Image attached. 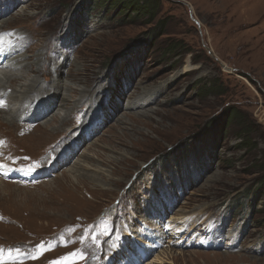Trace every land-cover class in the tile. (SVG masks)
Segmentation results:
<instances>
[{
    "label": "rangeland",
    "instance_id": "obj_1",
    "mask_svg": "<svg viewBox=\"0 0 264 264\" xmlns=\"http://www.w3.org/2000/svg\"><path fill=\"white\" fill-rule=\"evenodd\" d=\"M158 1L149 22L105 0H0L23 55L0 70V163L67 149L40 182L0 178V248H54L24 264H99L115 233L119 254L168 243L141 264H264V0Z\"/></svg>",
    "mask_w": 264,
    "mask_h": 264
},
{
    "label": "trees",
    "instance_id": "obj_2",
    "mask_svg": "<svg viewBox=\"0 0 264 264\" xmlns=\"http://www.w3.org/2000/svg\"><path fill=\"white\" fill-rule=\"evenodd\" d=\"M118 3L119 6H122V9L125 10V12L131 14V13H137V15H141V12H139L138 8H141L143 10V13L146 15L147 21H153L155 19V13L157 12L158 8H159V1L158 0H105V5L106 4H110V3ZM128 14V15H129ZM161 28V27H160ZM157 35H162L161 34H157ZM154 36V35H153ZM155 37V36H154ZM158 37V36H157ZM156 38V37H155ZM155 38H152L150 41V44H153V40ZM169 47H171L169 45ZM167 48V49H171V48ZM176 49V46H172V49ZM168 52H170L168 50ZM231 112H233V110H231L229 113L231 114ZM229 114V116H230ZM173 155V153H172ZM262 165L264 166V160L262 162Z\"/></svg>",
    "mask_w": 264,
    "mask_h": 264
},
{
    "label": "bare ground",
    "instance_id": "obj_3",
    "mask_svg": "<svg viewBox=\"0 0 264 264\" xmlns=\"http://www.w3.org/2000/svg\"><path fill=\"white\" fill-rule=\"evenodd\" d=\"M14 53H15V51H13V53H12V60H13V64L12 65H14V61H15V63L16 64H22V62H23V58H21L23 55L22 54H20V55H14ZM21 66V65H20ZM20 66H18V67H20ZM22 66H24V65H22ZM17 67V68H18ZM31 67V65H27L26 64V66H24L23 68H28V70H29V68ZM44 71L45 72V67H44V64H43V66H39V68L37 69V71H35V72H33V73H35V74H38V73H40L41 71ZM189 69H187V66H185V68H184V72H186V71H188ZM17 79V78H16ZM16 80H13L12 82H15ZM36 81V80H35ZM36 83V82H35ZM53 88V86H48L45 90H43V94H42V96H44V98H45V102L47 103V105H45L44 107L45 108H49V109H51V107L53 106V104H54V99L56 98V96L53 94V93H55L56 92V90H52L53 92H52V94L53 95H51L49 92H50V90ZM37 89V88H36ZM32 90V89H31ZM60 91V90H59ZM72 93H73V91H72ZM1 94V93H0ZM41 95V94H40ZM3 96H4V93H3ZM5 97V96H4ZM34 99H35V97L34 96H32V98H31V102H30V104H32V102L34 101ZM66 100L65 99H63L62 101H60V103L62 102V103H64ZM61 103V104H62ZM138 104V103H137ZM40 106H42V105H40ZM62 108V107H61ZM37 109V107H32L31 109H30V111H29V116L27 117V121H28V119H33V118H35L36 117V113H37V111H36V113L34 114V111ZM28 110V108L26 109V110H24V111H27ZM47 113V112H46ZM0 114H2V111H0ZM55 120V119H54ZM57 120V119H56ZM11 122V124H15L17 121L16 120H13V121H10ZM25 122V121H24ZM62 124V123H61ZM64 124V123H63ZM56 125V124H55ZM71 126V125H70ZM68 127V126H67ZM20 128V127H19ZM44 128H46V127H44ZM55 128V127H54ZM70 129V128H69ZM23 130H25V128H23ZM67 133H68V130L66 131V134H65V136H64V138L65 137H67ZM64 134V133H63ZM48 135V134H47ZM63 138V139H64ZM63 139H61V140H63ZM69 161V160H68ZM65 163H66V160L64 161ZM58 164V163H57Z\"/></svg>",
    "mask_w": 264,
    "mask_h": 264
}]
</instances>
